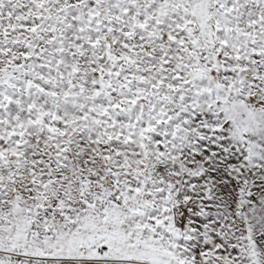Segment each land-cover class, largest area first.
Instances as JSON below:
<instances>
[{"label":"snow or ice","instance_id":"1","mask_svg":"<svg viewBox=\"0 0 264 264\" xmlns=\"http://www.w3.org/2000/svg\"><path fill=\"white\" fill-rule=\"evenodd\" d=\"M0 264H264V0H0Z\"/></svg>","mask_w":264,"mask_h":264}]
</instances>
